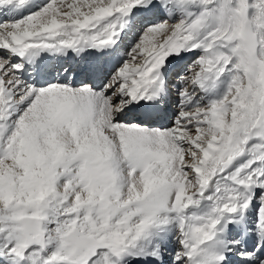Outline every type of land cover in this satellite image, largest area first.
Listing matches in <instances>:
<instances>
[{
  "label": "snow or ice",
  "instance_id": "obj_1",
  "mask_svg": "<svg viewBox=\"0 0 264 264\" xmlns=\"http://www.w3.org/2000/svg\"><path fill=\"white\" fill-rule=\"evenodd\" d=\"M0 264H264V0H0Z\"/></svg>",
  "mask_w": 264,
  "mask_h": 264
},
{
  "label": "bare ground",
  "instance_id": "obj_2",
  "mask_svg": "<svg viewBox=\"0 0 264 264\" xmlns=\"http://www.w3.org/2000/svg\"><path fill=\"white\" fill-rule=\"evenodd\" d=\"M132 43H134V40L131 38V36H126L123 41V47L126 48V45L127 47L128 45L131 46ZM173 98H174V103L172 104V110L173 112H175L178 110V100L176 99L175 92L173 93Z\"/></svg>",
  "mask_w": 264,
  "mask_h": 264
},
{
  "label": "rangeland",
  "instance_id": "obj_3",
  "mask_svg": "<svg viewBox=\"0 0 264 264\" xmlns=\"http://www.w3.org/2000/svg\"><path fill=\"white\" fill-rule=\"evenodd\" d=\"M124 41V40H123ZM130 45H128L129 47ZM127 45H126V48H128ZM195 57H186L184 58V60H182L180 63L184 66H186L187 63H189L192 59H194Z\"/></svg>",
  "mask_w": 264,
  "mask_h": 264
}]
</instances>
